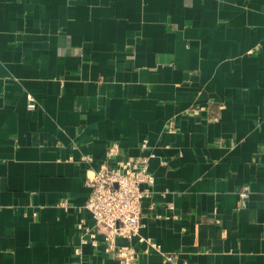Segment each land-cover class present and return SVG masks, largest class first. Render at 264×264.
Instances as JSON below:
<instances>
[{"label": "crops", "instance_id": "0c3cea01", "mask_svg": "<svg viewBox=\"0 0 264 264\" xmlns=\"http://www.w3.org/2000/svg\"><path fill=\"white\" fill-rule=\"evenodd\" d=\"M143 139L134 264H264V0H0V264H119L87 170Z\"/></svg>", "mask_w": 264, "mask_h": 264}, {"label": "built area", "instance_id": "2783aa9c", "mask_svg": "<svg viewBox=\"0 0 264 264\" xmlns=\"http://www.w3.org/2000/svg\"><path fill=\"white\" fill-rule=\"evenodd\" d=\"M26 97L27 109L35 110L37 100L32 94ZM173 127L170 123V132L174 131ZM149 149L148 139H143L140 144L142 155L115 161L120 147L118 143H113L99 168L90 167L87 170L85 184L89 195L83 208L90 214L93 224L88 225L83 218L79 221L80 246L75 248V255L82 254L83 245L98 247L101 239L105 252L111 254L119 264H134L139 259L140 251L130 245H118V238L128 241L137 238L147 249L160 251L157 243L141 235L143 201L152 196L151 188L155 184V177L149 172V160L153 157V154H147ZM83 160L92 161L89 156H84ZM67 205L63 203L61 206L65 208ZM169 206L172 208V205ZM175 259V255L168 254L164 256L163 263H173Z\"/></svg>", "mask_w": 264, "mask_h": 264}]
</instances>
